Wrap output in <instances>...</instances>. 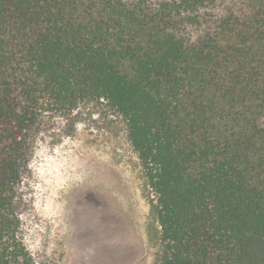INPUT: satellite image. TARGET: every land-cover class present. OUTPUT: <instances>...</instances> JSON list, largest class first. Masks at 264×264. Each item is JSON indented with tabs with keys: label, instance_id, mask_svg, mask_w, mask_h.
I'll list each match as a JSON object with an SVG mask.
<instances>
[{
	"label": "trees",
	"instance_id": "1",
	"mask_svg": "<svg viewBox=\"0 0 264 264\" xmlns=\"http://www.w3.org/2000/svg\"><path fill=\"white\" fill-rule=\"evenodd\" d=\"M102 102L151 194L154 264H264V0H0V264L40 113Z\"/></svg>",
	"mask_w": 264,
	"mask_h": 264
},
{
	"label": "rangeland",
	"instance_id": "2",
	"mask_svg": "<svg viewBox=\"0 0 264 264\" xmlns=\"http://www.w3.org/2000/svg\"><path fill=\"white\" fill-rule=\"evenodd\" d=\"M20 177L18 236L36 264L155 263L151 194L122 119L104 103L40 113Z\"/></svg>",
	"mask_w": 264,
	"mask_h": 264
},
{
	"label": "bare ground",
	"instance_id": "3",
	"mask_svg": "<svg viewBox=\"0 0 264 264\" xmlns=\"http://www.w3.org/2000/svg\"><path fill=\"white\" fill-rule=\"evenodd\" d=\"M69 167V166H68ZM62 168H63V166H62ZM69 169V168H68ZM63 170V169H62ZM65 170V169H64ZM70 170V169H69ZM66 171V170H65ZM65 171H63V173L65 172ZM73 172V171H72ZM67 173V172H66ZM61 174V173H60ZM60 174H59V171H58V175L60 176ZM65 174V173H64ZM68 174V173H67ZM66 174V175H67ZM68 177V176H67ZM61 178V177H60ZM63 179V178H62ZM61 181V180H60Z\"/></svg>",
	"mask_w": 264,
	"mask_h": 264
}]
</instances>
